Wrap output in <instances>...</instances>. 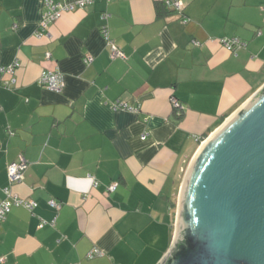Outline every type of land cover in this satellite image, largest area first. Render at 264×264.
<instances>
[{"label": "crops", "instance_id": "obj_1", "mask_svg": "<svg viewBox=\"0 0 264 264\" xmlns=\"http://www.w3.org/2000/svg\"><path fill=\"white\" fill-rule=\"evenodd\" d=\"M159 1L94 0L38 35L43 0H0V66L19 62L0 86V197L21 153L11 191L37 204L0 222V264H158L171 246L190 159L264 84V0H180L165 16ZM234 36L235 55L219 42ZM44 69L63 74L60 91L37 82ZM92 247L103 255L87 259Z\"/></svg>", "mask_w": 264, "mask_h": 264}, {"label": "water", "instance_id": "obj_2", "mask_svg": "<svg viewBox=\"0 0 264 264\" xmlns=\"http://www.w3.org/2000/svg\"><path fill=\"white\" fill-rule=\"evenodd\" d=\"M158 264H264V84L190 159Z\"/></svg>", "mask_w": 264, "mask_h": 264}, {"label": "built area", "instance_id": "obj_3", "mask_svg": "<svg viewBox=\"0 0 264 264\" xmlns=\"http://www.w3.org/2000/svg\"><path fill=\"white\" fill-rule=\"evenodd\" d=\"M94 0H43V12L38 23V35L46 34L49 25L58 18V16L65 11H72L77 8H83L87 5H90ZM109 1V0H106ZM164 3L167 7H171L173 10L180 11L182 8V2L180 0H164ZM264 10V6L262 7ZM104 17H107L108 14H104ZM102 35L106 42L109 45L110 52L112 56L123 57L122 51L118 46L111 40L107 35L106 26H102L101 29ZM219 42L232 54H236L238 49H241L246 46V43L238 37H225L219 40ZM45 56L48 57L49 53L46 52ZM90 56L84 58V62L91 61ZM19 66L18 60H14L6 66H0V86L8 85L9 83L14 82L13 73L16 67ZM4 75H8V79H3ZM37 82L50 90L60 91L64 85L63 74L57 69H44L42 70L38 77ZM171 103L173 108L182 111V105L175 98H171ZM110 107L113 110L122 109L130 112H137L138 107L127 104L124 100L116 99L110 103ZM142 139L145 138V134L141 136ZM27 167V161L23 154L17 156V160L7 164L6 173L8 184L1 188L2 196L0 197V222H2L7 213L10 211L12 206H21L28 210H32L37 204L34 200L20 198L11 191V186L15 183L21 182L23 179L24 170ZM93 185H96V181L93 182ZM115 183L108 185L107 189L112 191L115 189ZM48 205L57 210L60 207L59 202L56 200H49ZM54 219H52L51 224H54ZM44 222L39 223V227L43 226ZM103 255L102 250L97 247H92L87 251L85 257L87 259H93L95 257ZM3 261V257L0 256V263Z\"/></svg>", "mask_w": 264, "mask_h": 264}, {"label": "trees", "instance_id": "obj_4", "mask_svg": "<svg viewBox=\"0 0 264 264\" xmlns=\"http://www.w3.org/2000/svg\"><path fill=\"white\" fill-rule=\"evenodd\" d=\"M156 6V13L158 16H165L168 13L172 12V10H169L168 7L166 6V4L164 3V0H161L159 2L155 3ZM174 112L177 111L176 108H173ZM182 114V112H180L179 114H177V117H180Z\"/></svg>", "mask_w": 264, "mask_h": 264}]
</instances>
